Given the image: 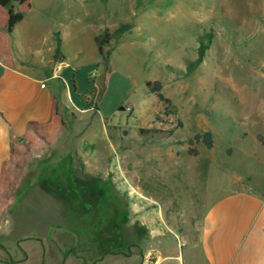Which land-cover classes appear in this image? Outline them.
<instances>
[{
    "label": "rangeland",
    "instance_id": "374dc122",
    "mask_svg": "<svg viewBox=\"0 0 264 264\" xmlns=\"http://www.w3.org/2000/svg\"><path fill=\"white\" fill-rule=\"evenodd\" d=\"M31 8L34 25L62 28L77 58L56 88L65 126L27 164L5 166L13 179L0 234L40 222L34 203L45 195L74 233L70 260L138 264L142 249L172 246L188 264L186 234L205 205L233 185L264 192V0H31ZM120 25L105 61L95 39ZM201 39L209 47L190 70ZM148 80L163 83L170 106ZM207 130L214 146L197 142L190 154L188 140ZM116 250L134 253L102 254Z\"/></svg>",
    "mask_w": 264,
    "mask_h": 264
},
{
    "label": "crops",
    "instance_id": "0c3cea01",
    "mask_svg": "<svg viewBox=\"0 0 264 264\" xmlns=\"http://www.w3.org/2000/svg\"><path fill=\"white\" fill-rule=\"evenodd\" d=\"M31 9L11 32L0 28V170L10 164V151L21 143V135L29 124L47 123L54 99L59 108L56 88L63 87L60 77L70 66L67 59L77 58L66 53L62 28L46 33L32 22ZM47 34L48 44L44 41ZM83 34L82 30L81 36ZM58 37L61 39L59 53L56 49ZM88 46L91 48L89 57L94 58V36ZM261 127L258 135L264 140V122ZM204 153H208L206 158L209 159V152ZM172 154L179 158L173 150ZM186 161L194 167L205 162L200 160L196 165L194 158ZM44 196L34 203L37 209L34 214L40 222L23 230L22 235L18 230L0 234V264H83L69 259L68 247L75 240L74 233L62 220H57L61 219L60 206L50 197L51 203L43 201ZM189 231H193L186 234L193 247L188 264H264V192L251 184L246 187L233 185L205 205ZM178 244L182 246L185 242ZM3 253L11 261L3 259ZM133 253H116V256L121 254L129 258ZM139 255L138 264H168L169 259L175 260L174 264H184L183 253L172 246L144 248ZM100 263L97 260L91 264Z\"/></svg>",
    "mask_w": 264,
    "mask_h": 264
},
{
    "label": "trees",
    "instance_id": "16d2710c",
    "mask_svg": "<svg viewBox=\"0 0 264 264\" xmlns=\"http://www.w3.org/2000/svg\"><path fill=\"white\" fill-rule=\"evenodd\" d=\"M31 8V0H0V28H5L8 32H11L14 26L23 19L24 15ZM126 25H120L113 34L108 31H103L96 37L97 47L100 55L106 61L109 52L105 50V46L110 42L112 38H119L125 31ZM209 45L200 40V44L197 48V57L189 63V69L192 70L195 66L199 65L205 55ZM61 39L57 38V52H60ZM146 86L150 92L157 94L159 100L164 105V108L170 106L171 100L163 93V83L160 80L146 81ZM65 126V121L62 118L58 103L54 99L52 115L47 123L40 124L31 122L25 132L21 135V143L13 147L10 151L9 162L12 166L18 164L20 160H23V164L29 162L30 153L44 146L47 143L54 141L60 130ZM150 129H142V131H149ZM258 139L264 144L262 135H257ZM197 142H203L206 147L212 148L214 146V137L211 131L195 133L189 140L188 152L190 154H197L198 149L194 146ZM24 167V166H23ZM12 174L6 168L0 170V216L4 213L5 209L11 203V197L6 194L8 186L12 181ZM119 251H104L102 254L117 253Z\"/></svg>",
    "mask_w": 264,
    "mask_h": 264
},
{
    "label": "built area",
    "instance_id": "2783aa9c",
    "mask_svg": "<svg viewBox=\"0 0 264 264\" xmlns=\"http://www.w3.org/2000/svg\"><path fill=\"white\" fill-rule=\"evenodd\" d=\"M81 110V109H80Z\"/></svg>",
    "mask_w": 264,
    "mask_h": 264
}]
</instances>
